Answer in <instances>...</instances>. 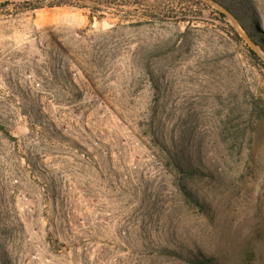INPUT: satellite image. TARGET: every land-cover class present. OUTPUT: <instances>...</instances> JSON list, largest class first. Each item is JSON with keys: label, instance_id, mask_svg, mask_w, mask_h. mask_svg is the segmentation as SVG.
<instances>
[{"label": "rangeland", "instance_id": "1", "mask_svg": "<svg viewBox=\"0 0 264 264\" xmlns=\"http://www.w3.org/2000/svg\"><path fill=\"white\" fill-rule=\"evenodd\" d=\"M9 1L0 264H264V58L233 20L205 0H114L94 20ZM215 2L264 54V0Z\"/></svg>", "mask_w": 264, "mask_h": 264}, {"label": "trees", "instance_id": "2", "mask_svg": "<svg viewBox=\"0 0 264 264\" xmlns=\"http://www.w3.org/2000/svg\"><path fill=\"white\" fill-rule=\"evenodd\" d=\"M213 1H217V2L221 3V0H213ZM225 1H226L225 5L227 6V8L229 10H231L233 13H235L233 10V6L235 7V3H237V0H225ZM8 2H10V1L6 0L4 2H1L0 4H6ZM77 2H79V3H76L77 4L76 6H78L80 8H84V9H90L92 11L91 18H92V20H94L93 13H96L98 11H103V8L113 7L112 4L114 3V0H77ZM221 14L224 15V13H222V12H221ZM237 35L240 37V35L238 33H237ZM252 35L254 36V34H252ZM254 38H255V36H254ZM250 50H251V53L255 57L259 58L258 54L252 48ZM259 59H261V58H259ZM254 110L256 112H258L259 117L263 116V114H264V102L262 101V99H255ZM173 164L181 167L182 169L184 167V164L181 161L175 160V162ZM187 172L192 173V174H199L198 173L199 169H196V168L194 169L193 167H191V168L187 169ZM190 260H192L198 264H210L211 262H213V259L210 256H206L203 253L196 255L194 258H190Z\"/></svg>", "mask_w": 264, "mask_h": 264}, {"label": "water", "instance_id": "3", "mask_svg": "<svg viewBox=\"0 0 264 264\" xmlns=\"http://www.w3.org/2000/svg\"><path fill=\"white\" fill-rule=\"evenodd\" d=\"M1 1H6V0H0V2ZM206 2H208V3H212V4H214V5H217L220 9H221V11L223 12V13H225L228 17H230L232 20H233V22H234V24H235V26H236V29L239 31V33L246 39V41L250 44V46L252 47V49L258 54V55H260V56H262L263 58H264V54L261 52V50L259 49V45L247 34V33H245L240 27H239V25H238V21H237V19L234 17V15L230 12V11H228L227 9H225L224 7H222L221 5H219L218 3H216L215 1H213V0H205Z\"/></svg>", "mask_w": 264, "mask_h": 264}]
</instances>
